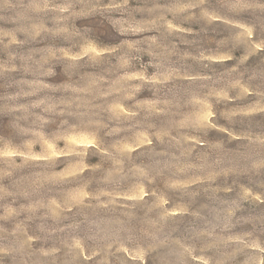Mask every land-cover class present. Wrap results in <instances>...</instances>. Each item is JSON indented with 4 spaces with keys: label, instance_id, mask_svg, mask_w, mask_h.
Listing matches in <instances>:
<instances>
[{
    "label": "rangeland",
    "instance_id": "rangeland-1",
    "mask_svg": "<svg viewBox=\"0 0 264 264\" xmlns=\"http://www.w3.org/2000/svg\"><path fill=\"white\" fill-rule=\"evenodd\" d=\"M0 264H264V0H0Z\"/></svg>",
    "mask_w": 264,
    "mask_h": 264
}]
</instances>
